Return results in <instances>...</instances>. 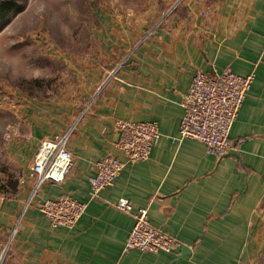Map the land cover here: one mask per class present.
I'll return each instance as SVG.
<instances>
[{
    "label": "crops",
    "instance_id": "0c3cea01",
    "mask_svg": "<svg viewBox=\"0 0 264 264\" xmlns=\"http://www.w3.org/2000/svg\"><path fill=\"white\" fill-rule=\"evenodd\" d=\"M168 11L143 33L134 19L102 23L107 66H70L79 95L25 106V132L10 148L20 179L10 183L13 196L0 197V264L260 263L264 0H180ZM199 68L253 75L229 132L232 149L220 159L201 141L179 137L182 97ZM117 120L155 122L160 137L148 159L124 166L112 186L90 198L94 162L123 159ZM66 133L72 169L62 182H44L33 194L27 173L38 143ZM59 196L86 204L73 227H50L39 208ZM121 197L133 211L147 208L152 226L181 246L172 253L126 250L134 218L115 207Z\"/></svg>",
    "mask_w": 264,
    "mask_h": 264
},
{
    "label": "rangeland",
    "instance_id": "374dc122",
    "mask_svg": "<svg viewBox=\"0 0 264 264\" xmlns=\"http://www.w3.org/2000/svg\"><path fill=\"white\" fill-rule=\"evenodd\" d=\"M177 1L14 0V8L0 23V197L13 196L10 183L20 179L10 148L18 132H25V106L82 92L75 87L70 66L106 65L102 23L116 17L134 19L141 32H147ZM259 264H264V256Z\"/></svg>",
    "mask_w": 264,
    "mask_h": 264
},
{
    "label": "built area",
    "instance_id": "2783aa9c",
    "mask_svg": "<svg viewBox=\"0 0 264 264\" xmlns=\"http://www.w3.org/2000/svg\"><path fill=\"white\" fill-rule=\"evenodd\" d=\"M253 80L252 74L240 75L230 69L218 73L215 69H197L183 95V114L179 124V137L201 141L208 154L217 159L231 149L230 129L246 98ZM115 128L119 134L118 148L123 159L104 156L94 162V174L88 179L90 198H96L113 185L127 164L148 159L151 148L160 137L158 125L149 121L117 120ZM69 133L44 138L36 147L33 164L27 177L33 180V194L47 181L60 183L73 166L72 154L68 149ZM115 207L132 214L134 224L127 237L125 249H136L151 253H172L181 244L175 238L152 226L147 208L136 211L127 198L121 197ZM39 208L50 227L70 228L83 215L86 204L72 196H59L43 200Z\"/></svg>",
    "mask_w": 264,
    "mask_h": 264
},
{
    "label": "trees",
    "instance_id": "16d2710c",
    "mask_svg": "<svg viewBox=\"0 0 264 264\" xmlns=\"http://www.w3.org/2000/svg\"><path fill=\"white\" fill-rule=\"evenodd\" d=\"M13 8L14 0H0V23L6 19Z\"/></svg>",
    "mask_w": 264,
    "mask_h": 264
},
{
    "label": "water",
    "instance_id": "95a60500",
    "mask_svg": "<svg viewBox=\"0 0 264 264\" xmlns=\"http://www.w3.org/2000/svg\"><path fill=\"white\" fill-rule=\"evenodd\" d=\"M118 137H119V135H118ZM180 259H182V258H180Z\"/></svg>",
    "mask_w": 264,
    "mask_h": 264
}]
</instances>
